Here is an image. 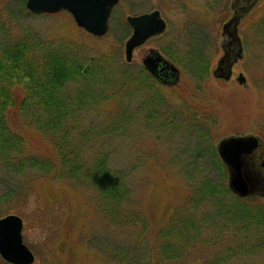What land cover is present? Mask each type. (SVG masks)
Listing matches in <instances>:
<instances>
[{
	"label": "rangeland",
	"instance_id": "obj_1",
	"mask_svg": "<svg viewBox=\"0 0 264 264\" xmlns=\"http://www.w3.org/2000/svg\"><path fill=\"white\" fill-rule=\"evenodd\" d=\"M229 2L117 0L106 30L93 34L63 8L33 13L24 0H0V18L7 20L0 22V36H22L38 55L52 48L82 62L83 75L62 86L66 94L81 99L79 103L74 99V111L63 121L69 123L66 130L62 123L42 132L30 118L32 111L11 118L25 148L55 156L52 142H60V152L79 159L88 171H95L94 163L100 165V159L109 158L129 190L124 204L137 211L143 219L139 223L144 221L150 229L159 217L184 202L185 183L192 178L226 185L227 169L216 152L217 141L228 134L253 133L264 142V48H255L248 22L263 0H255L236 24L242 49L233 72L242 73V82L213 74L222 54L221 24L232 12ZM149 6L159 8L166 28L133 46L127 56L125 42L131 31L125 14ZM149 49L179 68L177 79L163 84L140 67ZM62 177L0 165V216H21V238L34 255L29 264H107L127 232L115 219L106 221L100 192L91 181L79 187ZM251 196L255 197L249 202L264 205V196ZM81 208L84 213L79 212ZM209 232L201 231V235ZM147 233L151 235L150 230ZM110 240L115 245L104 258ZM255 248L260 253L262 246ZM253 251L257 250L225 264H264V253L258 257ZM207 252L213 253V248ZM0 264L13 263L0 257Z\"/></svg>",
	"mask_w": 264,
	"mask_h": 264
},
{
	"label": "trees",
	"instance_id": "obj_2",
	"mask_svg": "<svg viewBox=\"0 0 264 264\" xmlns=\"http://www.w3.org/2000/svg\"><path fill=\"white\" fill-rule=\"evenodd\" d=\"M4 20L0 18V22ZM248 20L254 30L255 48L261 51L264 0ZM81 67L82 62L68 53L51 48L38 55L36 48L22 36L13 39L0 36V165L15 170L40 169L50 176H63L73 186L83 187L85 180L91 181L100 192L106 221L115 219L121 231L127 232L116 253L109 255L107 264H225L248 255L249 250L256 249L253 251L256 256L264 253V205L259 201L249 202L255 196H238L227 184L206 178L194 182L192 178L185 183L184 202L174 212L159 217L150 229L144 221L139 223L143 219L137 211L124 204L129 190L109 158L100 159V165L94 163L95 171H88L82 169L79 159L60 152V142H52L55 156L35 154L25 148L22 136L11 125V118L32 111L30 118L37 121L36 127L42 132L57 129L72 115L74 99L78 103L81 100L62 90L65 82L83 75ZM62 125L66 130L69 123ZM78 210L84 213L82 208ZM45 222L48 223L47 219ZM78 227L76 235L80 237L82 228ZM149 230L151 235L147 233ZM201 231L210 232L201 235ZM251 239L256 241L251 243ZM112 245L115 244L111 240L107 242L104 258ZM260 246L259 253L255 247ZM210 248L213 253L208 254Z\"/></svg>",
	"mask_w": 264,
	"mask_h": 264
},
{
	"label": "water",
	"instance_id": "obj_3",
	"mask_svg": "<svg viewBox=\"0 0 264 264\" xmlns=\"http://www.w3.org/2000/svg\"><path fill=\"white\" fill-rule=\"evenodd\" d=\"M117 0H25V6L33 13L67 10L75 23L93 34H102L108 25V15ZM255 0H231L234 13L222 23L220 45L223 54L217 59L213 72L216 76L228 78L230 66L240 55L241 43L236 24ZM132 31L125 42V54L147 35L162 28L163 21L157 10L125 16ZM233 42L234 48H227L226 42ZM235 78L242 82L244 77L237 72ZM216 152L227 169V186L238 196H264V142L256 134H228L221 137ZM22 219L16 213L0 216V257L13 264H29L34 255L21 238Z\"/></svg>",
	"mask_w": 264,
	"mask_h": 264
},
{
	"label": "flooded vegetation",
	"instance_id": "obj_4",
	"mask_svg": "<svg viewBox=\"0 0 264 264\" xmlns=\"http://www.w3.org/2000/svg\"><path fill=\"white\" fill-rule=\"evenodd\" d=\"M230 3H231V0L229 2V7L231 8V11L232 12L228 16V18L234 13V9L231 7ZM112 8H113V6L111 7L110 12H111ZM152 10H157L158 17L161 18V20L163 21L162 28L159 31L154 32V33H151V34L147 35L146 37H144L140 42H138L136 45H134L135 47L144 44L151 37H154V36L160 34L161 32H163L165 30V28H166L167 21H166L165 18H163L161 16V14H160L161 11L159 10V8H156L154 6L153 7H150L149 6L148 8L140 9V10L134 12V13H127V14L136 15V14H140L142 12H149V11H152ZM110 12H109V14H110ZM127 14H125V16ZM108 17H109V15H108ZM124 19H125V17H124ZM227 19H225V20H227ZM129 27H130V25H129ZM221 27H222V24H221ZM130 31H132L131 27H130ZM221 38H222V36L220 37L219 44H220ZM226 43H227V48H234L232 41L231 42H226ZM223 51L224 50L222 48V54H223ZM162 52L165 54V56H168L167 55L168 54V51H166L165 48L162 49ZM219 56L217 57V59L219 58ZM217 59H216V61H217ZM233 64H234V62L230 66L231 71H230V74H229L228 78L225 79V78L222 77L223 79L228 80L229 78L231 79L232 77H235V74L233 72L234 71ZM216 65H217V63L215 62L214 67H213V70L216 67ZM203 66H204V64L201 65V67H203ZM140 67L146 69L147 72L151 75V77L153 79H155L158 82L163 83V84H169L173 80L177 79V74L179 72V68L177 66H175L172 63V61H170V60L166 59L165 57H163V55H161L159 52L154 51V50H150V49L148 50L147 55L144 57L143 63L140 65ZM205 67H206V65H205Z\"/></svg>",
	"mask_w": 264,
	"mask_h": 264
}]
</instances>
